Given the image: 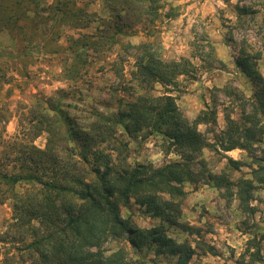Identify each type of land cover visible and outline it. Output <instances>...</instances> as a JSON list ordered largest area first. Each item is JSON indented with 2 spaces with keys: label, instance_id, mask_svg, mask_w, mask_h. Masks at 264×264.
I'll return each instance as SVG.
<instances>
[{
  "label": "trees",
  "instance_id": "16d2710c",
  "mask_svg": "<svg viewBox=\"0 0 264 264\" xmlns=\"http://www.w3.org/2000/svg\"><path fill=\"white\" fill-rule=\"evenodd\" d=\"M167 1L110 0L109 10L124 13L138 3L144 15L156 19ZM260 1L255 5L262 7L264 16V0ZM40 2L0 0V32L6 30L26 48L40 34L39 23L48 26L50 21L58 20L72 29H86L94 22L92 14L78 7L75 0H52L45 8L40 7ZM236 11L241 16L253 13L251 6H237ZM116 17L121 16L116 14ZM113 27L115 35L104 32L100 39L79 38L68 47L70 53L63 59L62 75L74 81L73 93H81L76 85L88 74L96 59L92 55L98 53L100 45L113 48L125 35L122 26ZM77 44L82 52L76 51ZM48 45L42 47L46 49ZM121 47L126 55L132 49L136 51L130 78L122 88L126 97L117 98L115 111L106 115L95 109L91 124L85 128L67 112L69 106L64 101L71 97L70 93L59 90L45 102L36 100L28 114L26 131L21 132L20 140L25 143L8 144L9 149L3 152L0 203L11 200V221L7 229L19 234V241L24 242L21 250L32 264H146V255L150 252L173 257L174 264H189L194 248L166 234L169 228L179 227L180 211L175 199L184 195L185 183L210 182L223 191L226 199L236 194L239 208L253 213L249 206L253 192L264 186V149L259 156L253 153L264 140V77L257 69L259 54L239 50L234 64L249 80L252 96L248 102L238 99L243 104L240 120L226 117L225 129L213 136L212 143L198 126H207L209 132L216 125L215 109L206 108L188 121L172 97L152 95L154 84L169 91L177 85L179 77H191L190 63L163 60L150 43L134 46L126 42ZM25 51L19 50L15 55L27 56ZM124 61L117 54L108 62L115 75H120ZM2 78L5 79L0 74ZM225 90L238 97L233 91ZM41 134L46 136L42 149L33 144ZM152 134L161 137L166 154L172 152L179 160L160 167L128 164L120 137L134 140ZM206 148L216 154L235 149L245 151L250 164L224 156L226 168L238 171L240 166L247 165L251 178L232 180L226 171L212 172L202 157ZM131 199L158 219L160 225L138 229L124 219L120 208L127 206ZM27 236L29 240L25 242ZM107 241L115 247L104 248ZM5 242L0 236V243ZM207 251L211 248L207 247ZM261 261L256 250L250 254V260L240 264ZM0 264L11 262L5 257Z\"/></svg>",
  "mask_w": 264,
  "mask_h": 264
},
{
  "label": "rangeland",
  "instance_id": "374dc122",
  "mask_svg": "<svg viewBox=\"0 0 264 264\" xmlns=\"http://www.w3.org/2000/svg\"><path fill=\"white\" fill-rule=\"evenodd\" d=\"M75 1L78 7L92 14L94 22L86 29H72L58 20L50 21L48 26L38 22L40 34L26 48L6 30L0 32V74L5 78L0 79V161L3 152L9 149L8 144L25 143L20 140L23 138L21 132L26 131L28 114L36 100L45 102L59 90L69 92L71 97L64 101L69 106L67 112L85 128L91 124L95 109L106 115L115 111L117 98L126 97L122 88L134 65L136 49L126 55L121 47L126 42L134 46L150 43L163 60H187L190 63L193 67L191 77H179L177 85L169 91L154 84L152 95L172 97L188 121L206 108L215 109L216 125L209 132L207 126H198V130L212 143L213 136L225 129L226 117L240 120L243 104L238 99L248 102L252 96L249 80L234 64L239 50L259 54L257 69L264 77V16L262 7L255 5L260 0H168L156 19L144 15L138 3L132 4L124 13H112L110 0ZM51 3L52 0H41L40 7L45 8ZM237 6H251L253 13L241 16L236 11ZM116 14L121 17L117 18ZM115 24L122 26L125 35L113 48L100 45L98 53L92 55L96 59L88 74L76 85L81 93H73L74 81L62 75L63 59L70 53L68 47L79 38L90 41L100 39L104 32L115 35ZM46 43L49 45L45 49L42 45ZM78 45L76 51L82 52ZM22 49L28 55L16 56ZM117 54L125 60L119 76L111 71L108 64ZM225 88L238 97L227 94ZM246 110L249 112V107ZM120 138L126 148V162L130 165L138 163L160 167L179 160L174 153H165L158 134L134 140L125 136ZM45 139V134H41L33 144L42 149ZM261 149H264V140L253 153L259 156ZM12 154L9 150V155ZM224 156L241 164H250L243 150L219 151L216 154L206 148L202 152L212 172L226 171L232 180L251 178L247 165L240 166L238 171L228 170ZM17 191L22 192L20 188ZM183 191L184 195L175 199L180 211L179 227L169 228L166 234L178 242L186 241L194 248L195 254L189 264H240L250 260V254L256 250L264 262V186L253 192L249 202L253 213L239 208L236 194L226 199L223 191L217 190L210 182L185 183ZM120 211L121 216L135 228L149 229L160 225L158 219L152 218L133 199ZM10 219L11 200H6L0 203V236L6 240L0 243V262L6 257L11 264H32L21 250L24 242L19 241V234L7 229ZM24 240L28 242V236ZM114 247L110 241L104 244L107 250ZM207 247L211 248L210 252ZM175 260L153 252L146 255V264H174ZM261 262L258 264H263Z\"/></svg>",
  "mask_w": 264,
  "mask_h": 264
}]
</instances>
